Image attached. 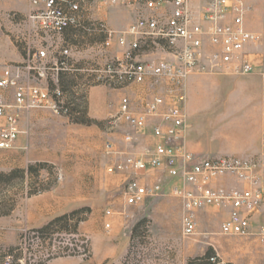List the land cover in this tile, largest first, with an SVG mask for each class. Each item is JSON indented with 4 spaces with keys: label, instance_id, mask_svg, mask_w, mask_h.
Returning a JSON list of instances; mask_svg holds the SVG:
<instances>
[{
    "label": "rangeland",
    "instance_id": "374dc122",
    "mask_svg": "<svg viewBox=\"0 0 264 264\" xmlns=\"http://www.w3.org/2000/svg\"><path fill=\"white\" fill-rule=\"evenodd\" d=\"M246 2L247 27L260 36L246 51L253 72L195 74L188 81V132L208 152L201 154L204 157L233 155L223 151L242 149L245 142L238 121L245 112H257L259 100L264 102V0ZM142 5L139 2L137 8ZM34 10L31 0H0V65L21 60L28 43L35 40L30 19ZM129 15L130 22L137 16L132 11ZM66 91L74 99V91ZM86 92L73 116H56L49 110L23 116L19 167L11 165V156L0 157V264H201L202 260L264 264V248L256 237L220 234L226 213L216 208L200 211L197 233L185 237L183 204L173 195L179 181L165 171L150 170L141 176L144 184L162 185L160 196L127 206L124 188L130 176L112 169L117 158L107 153L105 145L112 141L124 154L145 147L136 150L134 143H126L124 126L113 128L115 102L109 103L114 113L110 119L99 122L90 117ZM256 132L248 143L252 158L261 156L264 123ZM149 134L152 129L144 138ZM39 163L44 165L39 173L25 172ZM64 215L70 216L66 224L71 230L79 223L78 234L58 227L52 235L33 233Z\"/></svg>",
    "mask_w": 264,
    "mask_h": 264
},
{
    "label": "built area",
    "instance_id": "2783aa9c",
    "mask_svg": "<svg viewBox=\"0 0 264 264\" xmlns=\"http://www.w3.org/2000/svg\"><path fill=\"white\" fill-rule=\"evenodd\" d=\"M139 2L140 15L117 31L104 22L87 25L84 0H31L35 10L30 19L38 36L54 38L70 29L97 31L105 37L102 50L116 47L119 56L104 65L79 68L72 62L70 47L40 43L24 62L0 66V149L14 147L23 134L26 113L78 114V99L67 94L59 79L62 74L85 72L91 75L85 91L96 84L123 91L111 124L114 129L126 128V143L136 144L152 129L155 141L141 152L124 154L112 141L105 145L117 158L112 169L130 176L124 188L127 206H140L162 194L160 183L141 180L150 170H162L179 181L173 195L183 204L185 237L197 233L200 211L216 208L226 213L221 235L254 236L264 248V145L259 158L204 157L186 148L190 77L254 70L245 50L260 36L247 27L249 5L246 0L111 1L126 7ZM223 178L235 185H218Z\"/></svg>",
    "mask_w": 264,
    "mask_h": 264
},
{
    "label": "crops",
    "instance_id": "0c3cea01",
    "mask_svg": "<svg viewBox=\"0 0 264 264\" xmlns=\"http://www.w3.org/2000/svg\"><path fill=\"white\" fill-rule=\"evenodd\" d=\"M119 2H124L125 0H117ZM85 13H86V23H96L104 22L111 29L121 31L124 30L130 23L129 14L131 11L137 16L143 11L142 8H137V5H130L126 7H118L113 5V10L111 11V0H84ZM135 18V19H136ZM32 38V37H31ZM35 40L28 43V48L26 49V54L22 59L13 63H22L27 58L29 51L34 49L38 44L43 43L47 47H52L54 45H59L61 47H70L72 49V62L79 68H84L88 65L99 64L104 65L110 60H114L118 55V50L116 47L111 48L109 51H104L101 48V43L104 41L105 37L97 31H87V30H67L62 36H56L54 38L40 37L38 34H34ZM33 45V46H31ZM247 51V49L245 50ZM247 53V52H246ZM251 58V55L249 56ZM4 65V64H3ZM2 66V65H0ZM91 80V75L80 72L77 74H62L59 79L60 86L66 91L67 89H72L74 91V96L79 100L80 95L83 94L84 88L88 85ZM69 95L68 91H66ZM86 92V91H85ZM86 97V111L87 114L96 119L99 122L110 119L114 114L111 113L109 108V103L115 102V113L118 112L119 101L122 96L123 91L110 89L108 86L102 84H96L87 89ZM257 112H245L239 124L242 128V133L244 136V146L242 149H230L223 152L237 155L239 157L252 158L254 151L249 148L248 143L251 141L252 137L257 134L256 127L263 126V115H264V102L259 100L257 104ZM117 111V112H116ZM155 140L151 134L144 138L141 136L137 144H135L136 150L143 149L149 143H153ZM24 148V139L20 138L14 145L12 149L1 150L0 157L11 156L12 166L19 167L20 151ZM186 148L195 154L208 153L206 149L198 142L193 140L186 133ZM15 163V164H14ZM30 163V162H27ZM218 185L224 187H232L235 183L229 178H223L218 182ZM47 209V208H46Z\"/></svg>",
    "mask_w": 264,
    "mask_h": 264
},
{
    "label": "trees",
    "instance_id": "16d2710c",
    "mask_svg": "<svg viewBox=\"0 0 264 264\" xmlns=\"http://www.w3.org/2000/svg\"><path fill=\"white\" fill-rule=\"evenodd\" d=\"M43 167H44V165L40 164V163L37 164L36 166L29 165L25 172H37V173H39V171H37V169H41ZM45 191H48V190L45 189ZM69 217H70L69 215H64L62 217L56 218V219L52 220L51 222H49L48 224H46L45 226H43L42 228L33 230V233H37V234H40L43 236L44 235L46 236L47 234L52 235V234H54L53 229H56L58 227L64 233L78 234V224L79 223H76V225L74 226V229L71 230L70 229L71 226L69 224H66ZM68 251H69V254L71 253L70 250H67V255H69ZM201 264H211V263L208 260H202Z\"/></svg>",
    "mask_w": 264,
    "mask_h": 264
}]
</instances>
